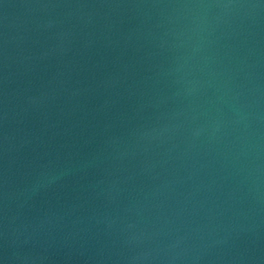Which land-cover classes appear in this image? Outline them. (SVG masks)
<instances>
[{"label":"water","instance_id":"1","mask_svg":"<svg viewBox=\"0 0 264 264\" xmlns=\"http://www.w3.org/2000/svg\"><path fill=\"white\" fill-rule=\"evenodd\" d=\"M0 264H264V0H0Z\"/></svg>","mask_w":264,"mask_h":264}]
</instances>
